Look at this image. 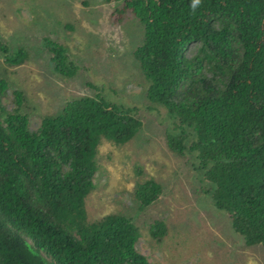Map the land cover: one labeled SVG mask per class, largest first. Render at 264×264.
<instances>
[{"label":"trees","instance_id":"obj_1","mask_svg":"<svg viewBox=\"0 0 264 264\" xmlns=\"http://www.w3.org/2000/svg\"><path fill=\"white\" fill-rule=\"evenodd\" d=\"M128 12L144 27L134 55L148 98L171 114L168 148L194 157L205 192L230 213L233 229L248 246H264V0H125L113 20ZM45 44L55 72L75 77L80 66L67 47ZM27 58L21 50L6 62ZM8 92L14 108L5 112ZM24 101L0 80V264H151L130 218L91 223L86 210L102 138L131 141L144 124L137 110L101 95L74 98L31 130ZM163 193L149 180L135 199L144 209ZM167 233L162 220L152 226L157 240Z\"/></svg>","mask_w":264,"mask_h":264},{"label":"rangeland","instance_id":"obj_2","mask_svg":"<svg viewBox=\"0 0 264 264\" xmlns=\"http://www.w3.org/2000/svg\"><path fill=\"white\" fill-rule=\"evenodd\" d=\"M124 2L0 0V80L23 92L20 113L29 116L31 130L45 117L59 116L74 98L101 95L137 110L144 124L131 141L101 140L94 189L86 198L89 222L109 215L130 218L141 235L137 249L151 264H264V246H248L233 229L230 213L219 210L205 192L209 184L194 157L168 148L171 114L148 98L150 82L134 55L144 27L130 12L122 23L113 20ZM46 39L67 47L80 66L75 77L55 72ZM21 50L28 54L25 62H6ZM2 108H14L10 92L3 96ZM149 180L161 184L164 193L141 209L135 192ZM159 220L168 228L161 240L151 234Z\"/></svg>","mask_w":264,"mask_h":264}]
</instances>
